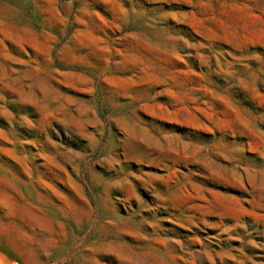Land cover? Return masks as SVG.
I'll return each instance as SVG.
<instances>
[{"label": "rangeland", "instance_id": "obj_1", "mask_svg": "<svg viewBox=\"0 0 264 264\" xmlns=\"http://www.w3.org/2000/svg\"><path fill=\"white\" fill-rule=\"evenodd\" d=\"M0 264H264V0H0Z\"/></svg>", "mask_w": 264, "mask_h": 264}]
</instances>
